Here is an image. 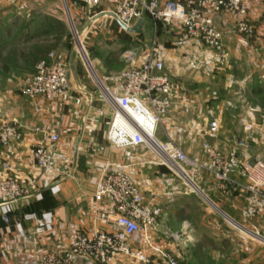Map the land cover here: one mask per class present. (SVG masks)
I'll return each mask as SVG.
<instances>
[{"label":"crops","instance_id":"obj_1","mask_svg":"<svg viewBox=\"0 0 264 264\" xmlns=\"http://www.w3.org/2000/svg\"><path fill=\"white\" fill-rule=\"evenodd\" d=\"M116 4V0H104L97 7L89 30L103 21L108 31L104 36L110 37L101 43L108 53L93 58L92 66L100 77L111 75L108 79L115 88L122 61L116 57L109 66V53L136 45L138 61L153 51L164 62L174 83L175 98L158 126L157 137L170 139L192 154L203 165L199 183L211 201L222 206L228 217L243 218L241 188L230 194L212 189V160L203 144L219 153L235 152L244 160L264 163V107L250 104L264 93V0L249 1V19L255 27L252 35L237 32V15L212 14L216 27L224 33L227 59H220L196 39L182 41L179 24L170 21L158 29V43L151 49L150 17H144L137 32L128 31L115 17L105 14L114 11ZM19 11L14 1L0 0V124L15 126L22 134L11 143V149L0 147V175L2 163H9L10 175L30 186L32 196L0 205V264H35L48 253L67 248L80 230L88 234L114 231L112 202L95 199L102 171L110 162L128 164L144 202L160 209L156 227L148 232L152 247L146 250L152 264H165L156 249L168 251L186 264H202L205 248L194 239L196 234L188 221L194 213L189 205L194 196L189 183L147 147L119 148L108 142L112 108L85 64L80 60L71 64L70 97L66 100L23 92L37 62L57 49L59 34L57 28L53 34L55 21L27 17ZM89 35L88 40L94 42V35ZM110 43L116 47L109 48ZM37 127L43 131H34ZM50 134H57L58 141L52 142ZM37 143L51 146L58 164L69 174L40 168L33 156ZM231 177L238 184L247 182L238 168ZM172 233L181 236L175 240ZM238 263L264 264V249L258 257ZM75 264L91 263L88 258H78ZM110 264L141 263L119 256Z\"/></svg>","mask_w":264,"mask_h":264},{"label":"built area","instance_id":"obj_2","mask_svg":"<svg viewBox=\"0 0 264 264\" xmlns=\"http://www.w3.org/2000/svg\"><path fill=\"white\" fill-rule=\"evenodd\" d=\"M74 9H82L93 14L104 0H65ZM113 13L115 18L127 28L133 27L141 15L158 21L176 22L181 28V40L196 39L211 49L220 59L228 58L224 43V33L219 30L212 14L230 12L238 17L236 30L245 35H252L255 27L249 19L250 0H116ZM20 8H23L20 7ZM137 47L125 49L120 60L128 66L121 70L115 88H107L104 95L112 108V116L107 132L110 144L119 147L145 146L155 153L160 160L175 167L176 172L187 182L196 186L193 179L202 177L203 165L187 156L173 143L157 140V129L164 116L171 110L175 87L172 78L165 72V64L155 57L153 51L147 52L139 62L133 54ZM71 63L56 50L41 58L34 74L24 85L23 92L29 96H42L48 100L70 97ZM91 101V96H90ZM188 106L185 110L188 111ZM216 123L211 128L216 129ZM34 131H43L40 128ZM22 138L19 128L0 124V147L11 149L13 141ZM57 134H50L52 142L58 141ZM203 148L212 160L209 168L212 189L224 194L242 189L243 218L252 219L264 215V163L260 160L250 162L240 158L235 152L219 153L208 143ZM33 156L37 165L45 170H53L60 175H67L61 167L51 146L37 143L33 146ZM0 175V205L19 203L32 196L30 186L23 184L10 175V165L2 163ZM238 168L241 176L247 180L244 184L236 183L232 171ZM198 187V186H196ZM96 201L109 199L115 209L112 220L114 231H100L88 234L78 231L69 246L58 252L45 255L35 264H75L78 258H88L91 264H110L122 256L134 261L152 264V257L146 250L151 242L148 238L150 229L155 228L160 216V209L144 202L141 189L129 172V165L110 162L102 171L95 192ZM178 240L180 234L172 233ZM165 264H186L168 251L158 250Z\"/></svg>","mask_w":264,"mask_h":264},{"label":"rangeland","instance_id":"obj_3","mask_svg":"<svg viewBox=\"0 0 264 264\" xmlns=\"http://www.w3.org/2000/svg\"><path fill=\"white\" fill-rule=\"evenodd\" d=\"M11 1H14L19 8L23 6V8H20L19 12H22V14L27 17L46 18L55 21V24H52L53 34L56 28L59 32L56 51L63 54L72 65H74L76 60H80L85 64L96 85L101 89L106 90L107 88H112V82L108 79L111 75L107 74L105 77H100L92 66L93 58L103 57L105 53H108V49L103 48L104 46H102L101 43H104L105 37H110L104 36L108 31L105 27L107 24L105 25L103 21L96 22L92 27L93 29L89 30L92 23L95 21L94 17L98 14V8L94 9L93 14L89 15L86 11L71 8L69 5H67V10L64 0ZM112 18L113 17H109V21L112 20ZM148 19L150 20V26L152 28V33H148V40L150 41L151 49H154L158 43V41H156L157 38H159L158 29L162 27L166 21H158L151 17ZM88 35L90 37L94 35V42L88 40ZM79 40L81 42H79ZM135 46L136 45H131L128 49H133ZM115 47L114 44L111 45L110 43L109 48L114 49ZM81 50L85 51V53L83 54ZM133 56L135 57V62H139L140 53L136 51ZM121 64L120 70L128 66L126 61H122ZM250 104H260L264 107V93L258 95L255 100H251ZM157 140L164 143L170 142L178 146L170 139L157 137ZM178 147L182 150L180 146ZM187 156L194 159L192 154H187ZM193 181L196 186L200 187L203 193L205 192L204 194L208 197L210 196L209 192L199 183L200 181L197 178H194ZM189 185L194 195L189 205L192 206L191 209L194 213H190L188 221L193 227V234H196V238L194 239L196 241L198 240L205 248L202 250L204 256L202 264H239V261L243 262L250 257H258V255L262 253V249H264V215L252 219L233 218L237 223L243 226L242 228L238 227L223 214L225 210L222 206L215 205V202L210 201V197V200H208L197 189L199 187H196L192 183H189ZM129 260L134 261L132 259ZM134 262L145 264L139 261Z\"/></svg>","mask_w":264,"mask_h":264},{"label":"water","instance_id":"obj_4","mask_svg":"<svg viewBox=\"0 0 264 264\" xmlns=\"http://www.w3.org/2000/svg\"><path fill=\"white\" fill-rule=\"evenodd\" d=\"M64 3H65V5H66V9L68 10V6H67V4H66V2H65V0H64ZM105 14H110L111 16H113V17H115V15L113 14V13H111V12H107V13H105ZM144 15H141L140 17H139V19L137 20V22H136V24L133 26V27H131V28H127L125 25H123L122 23H121V25H122V27L124 28V29H126V30H128V31H132V32H137L138 30H140L141 29V27H142V23H143V21H144ZM70 21H71V19H70ZM198 189V188H197ZM199 190V189H198ZM200 191V190H199ZM208 200H210L202 191H200ZM211 201V200H210ZM224 214V213H223ZM227 216V215H226ZM228 217V216H227ZM233 223H235L238 227H243V226H241L239 223H237L234 219H232V218H230V217H228Z\"/></svg>","mask_w":264,"mask_h":264},{"label":"trees","instance_id":"obj_5","mask_svg":"<svg viewBox=\"0 0 264 264\" xmlns=\"http://www.w3.org/2000/svg\"><path fill=\"white\" fill-rule=\"evenodd\" d=\"M58 39H59V36H58ZM121 53H122V51H116V52H111L107 55L106 62L109 64V66H111L113 62H116V60H115L116 57H119Z\"/></svg>","mask_w":264,"mask_h":264},{"label":"bare ground","instance_id":"obj_6","mask_svg":"<svg viewBox=\"0 0 264 264\" xmlns=\"http://www.w3.org/2000/svg\"><path fill=\"white\" fill-rule=\"evenodd\" d=\"M79 42H81V41L79 40Z\"/></svg>","mask_w":264,"mask_h":264}]
</instances>
